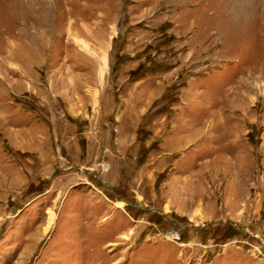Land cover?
<instances>
[{
	"label": "rangeland",
	"instance_id": "rangeland-1",
	"mask_svg": "<svg viewBox=\"0 0 264 264\" xmlns=\"http://www.w3.org/2000/svg\"><path fill=\"white\" fill-rule=\"evenodd\" d=\"M0 264H264V0H0Z\"/></svg>",
	"mask_w": 264,
	"mask_h": 264
}]
</instances>
